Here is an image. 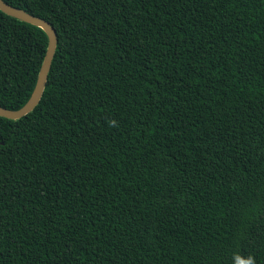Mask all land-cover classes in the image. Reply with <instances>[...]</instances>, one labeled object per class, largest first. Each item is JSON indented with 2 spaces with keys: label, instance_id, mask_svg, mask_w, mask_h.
I'll return each instance as SVG.
<instances>
[{
  "label": "trees",
  "instance_id": "obj_1",
  "mask_svg": "<svg viewBox=\"0 0 264 264\" xmlns=\"http://www.w3.org/2000/svg\"><path fill=\"white\" fill-rule=\"evenodd\" d=\"M4 1L0 264H264V0Z\"/></svg>",
  "mask_w": 264,
  "mask_h": 264
},
{
  "label": "water",
  "instance_id": "obj_2",
  "mask_svg": "<svg viewBox=\"0 0 264 264\" xmlns=\"http://www.w3.org/2000/svg\"><path fill=\"white\" fill-rule=\"evenodd\" d=\"M0 10L5 14L14 17L20 21L41 28L46 33L48 38L46 52L40 65L34 88L28 100L18 109H8L0 106L1 117L7 119H19L30 113L38 105L42 97L47 81L48 72L50 70L51 63L56 50L57 37L52 25L48 21L40 17L34 16L21 8L12 6L6 3L4 0H0Z\"/></svg>",
  "mask_w": 264,
  "mask_h": 264
},
{
  "label": "clouds",
  "instance_id": "obj_3",
  "mask_svg": "<svg viewBox=\"0 0 264 264\" xmlns=\"http://www.w3.org/2000/svg\"><path fill=\"white\" fill-rule=\"evenodd\" d=\"M250 264H251V262H250Z\"/></svg>",
  "mask_w": 264,
  "mask_h": 264
}]
</instances>
